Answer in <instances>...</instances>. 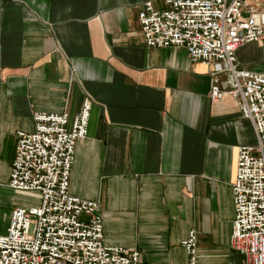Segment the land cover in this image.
<instances>
[{
	"label": "crops",
	"instance_id": "0c3cea01",
	"mask_svg": "<svg viewBox=\"0 0 264 264\" xmlns=\"http://www.w3.org/2000/svg\"><path fill=\"white\" fill-rule=\"evenodd\" d=\"M146 1L0 0V234L28 195L4 187L11 133L29 113L86 103L71 142L64 193L95 205L98 241L141 264H242L227 247L228 185L236 146L252 143L232 101H207L209 66L179 47L143 48L133 14ZM235 68H264V34L232 51ZM220 80L221 76H216ZM79 220L83 219L78 215Z\"/></svg>",
	"mask_w": 264,
	"mask_h": 264
},
{
	"label": "built area",
	"instance_id": "2783aa9c",
	"mask_svg": "<svg viewBox=\"0 0 264 264\" xmlns=\"http://www.w3.org/2000/svg\"><path fill=\"white\" fill-rule=\"evenodd\" d=\"M160 2V10L146 1L135 9L141 46L179 47L188 62L209 66L206 100L229 98L250 130L251 145L234 148L226 242L242 264H264V68H235L231 55L264 34V0ZM85 111L81 99L66 124L60 112L29 113L28 132L11 133L4 187L32 204L7 210L0 264H141L131 249L101 245L94 203L64 193L70 145L82 136ZM177 245L192 264L191 232Z\"/></svg>",
	"mask_w": 264,
	"mask_h": 264
},
{
	"label": "rangeland",
	"instance_id": "374dc122",
	"mask_svg": "<svg viewBox=\"0 0 264 264\" xmlns=\"http://www.w3.org/2000/svg\"><path fill=\"white\" fill-rule=\"evenodd\" d=\"M21 201L24 204H28V205H31L32 204V200L30 198H22Z\"/></svg>",
	"mask_w": 264,
	"mask_h": 264
}]
</instances>
